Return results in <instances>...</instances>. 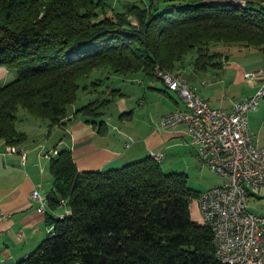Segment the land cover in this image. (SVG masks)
I'll use <instances>...</instances> for the list:
<instances>
[{
	"label": "trees",
	"instance_id": "obj_1",
	"mask_svg": "<svg viewBox=\"0 0 264 264\" xmlns=\"http://www.w3.org/2000/svg\"><path fill=\"white\" fill-rule=\"evenodd\" d=\"M110 1L0 0V67L14 72L0 87V141H26L15 128L18 109L47 129L62 128L77 82L96 70L178 73L192 52L194 70L220 69L219 59L228 57L212 44L254 48L264 57V0H135L121 2L119 11ZM116 95L108 89L72 118L99 128L101 109ZM48 172L45 206H65L68 214L45 215L47 235L19 264H218L210 229L190 218L189 202L200 193L151 156L78 172L61 149L50 156Z\"/></svg>",
	"mask_w": 264,
	"mask_h": 264
},
{
	"label": "crops",
	"instance_id": "obj_2",
	"mask_svg": "<svg viewBox=\"0 0 264 264\" xmlns=\"http://www.w3.org/2000/svg\"><path fill=\"white\" fill-rule=\"evenodd\" d=\"M122 1L132 3L135 0ZM189 62L177 74L211 107L230 112L235 103L253 95L260 86L259 81L245 77L246 73L253 72L247 71L243 75L245 92L237 98H218L221 92H230V88L235 87L234 81L238 79L236 70L224 68L223 65L220 69H211L220 74H210V70H194ZM95 73L91 81L93 98L89 101L104 97L108 89L118 91V95L112 97L100 111L102 126H90L80 116L73 119L74 111L85 103L80 106L71 104L69 110L66 108L62 128L47 129L46 125L24 116L30 125L28 130H18L25 134L26 141L13 147L15 153L8 152L7 148L12 147L0 141V209L4 214L0 222V264H19L38 246L49 231L44 221L46 214L54 218L68 214L65 206L54 211H49L45 206L44 212H38L37 205L29 197L35 190L45 201L51 190L49 158L56 151H69L78 172L116 169L149 157L150 154H162L161 160L151 157L159 162L165 172L189 175L199 163L196 149L183 125L166 131L160 127L163 116L184 109L177 93L169 92L163 84L160 85L155 74L151 77L141 73L115 75L101 70ZM13 79L14 72L11 69L0 67V87ZM213 101L215 103L212 104ZM248 126L256 145L263 147V107L256 115H252ZM53 128L57 130L53 131L51 138L49 133ZM211 186L206 188L211 189Z\"/></svg>",
	"mask_w": 264,
	"mask_h": 264
},
{
	"label": "built area",
	"instance_id": "obj_3",
	"mask_svg": "<svg viewBox=\"0 0 264 264\" xmlns=\"http://www.w3.org/2000/svg\"><path fill=\"white\" fill-rule=\"evenodd\" d=\"M245 77L259 81V88L226 112L211 107L180 75L164 77L160 73V82L184 104V109L162 117L161 129L183 125L199 164L222 180L197 198L203 225L216 236L213 247L218 264H264V215L251 213L247 206L250 197L264 194V146L256 145L247 121V114L264 99V71L248 72ZM7 151L16 152L13 147ZM150 156L161 160L162 154ZM29 197L36 210L44 212L45 201L37 191ZM3 219L0 209V222Z\"/></svg>",
	"mask_w": 264,
	"mask_h": 264
},
{
	"label": "rangeland",
	"instance_id": "obj_4",
	"mask_svg": "<svg viewBox=\"0 0 264 264\" xmlns=\"http://www.w3.org/2000/svg\"><path fill=\"white\" fill-rule=\"evenodd\" d=\"M121 2L123 1L122 0H111L109 2V6L113 10L119 11L121 9L120 7ZM240 48L241 47L239 46L223 45V44H212L210 46L211 51L218 52L228 57V59L225 60L223 56L219 59V61L223 63L224 68L227 67V68L236 70L237 77H238V79L234 81L235 87H231L230 92L228 91L221 92L218 98L222 99L223 96H227L229 99H232V96H234V98L235 97L237 98V96L245 92V85H244L245 80L243 77L244 73L247 71H255L258 69H262V70L264 69V57L261 52H259L258 50L254 48H244V49H240ZM195 56H196L195 52H192V54H189L186 57V61H190L191 58L193 59V57ZM95 72L96 71H93L87 78L81 79L77 82L79 89L76 93L77 99L73 103V106H80L93 98V97L91 98L90 83L94 75L96 74ZM209 72H211L210 74H220L219 72H216L213 70H210ZM81 85H87V91H82L80 88ZM160 85H162V83H160ZM236 90H238L239 92L235 93ZM213 103L215 102L213 101L212 104ZM67 107H66L67 110H69V106ZM262 107L264 108V99H261L259 101L258 106L256 107L254 111L247 114L248 115L247 118L250 123H251L252 115H256L257 111ZM24 116L27 118H31L32 120H35L41 124L46 125L45 121L31 117L24 110L18 109L16 112V122H15V128L17 130H22V129L28 130L29 129L30 124L26 122ZM54 130H57V129L53 128V130L52 129L50 130L49 135L51 136V138H53ZM188 161H189V158H187L186 163H188ZM197 163H198V160H197ZM177 173H181V172H177ZM182 174H184L186 177L188 188L200 194L210 189L209 187L206 188L208 185L219 186L222 183V180L217 175H215L213 172H211L208 169V167H206L205 165H200L199 163L196 164V166H194L193 170L189 173V175H186L185 173H182ZM212 186L211 188H213ZM197 198L198 197L191 198L189 202L190 218L193 222H196L198 224H203V221L199 213ZM247 206H248V210L251 213H254L256 215H264V194L259 198L250 197L247 200Z\"/></svg>",
	"mask_w": 264,
	"mask_h": 264
},
{
	"label": "bare ground",
	"instance_id": "obj_5",
	"mask_svg": "<svg viewBox=\"0 0 264 264\" xmlns=\"http://www.w3.org/2000/svg\"><path fill=\"white\" fill-rule=\"evenodd\" d=\"M160 73H161V75L164 76V77H172V76H177V75H179V74H177V73H171V72H168V71L162 70V69H160L159 67H156V68L154 69V74H155L156 78H157L159 81H160ZM247 78L251 80L250 77H247ZM166 90L168 91V89H166ZM13 151H15V150H13ZM157 158H158V157H157ZM212 242H213V244L216 243V236H212Z\"/></svg>",
	"mask_w": 264,
	"mask_h": 264
}]
</instances>
